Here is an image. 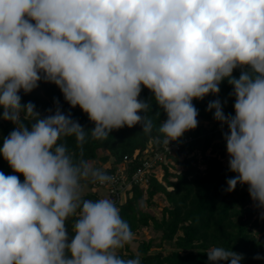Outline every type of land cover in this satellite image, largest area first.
I'll use <instances>...</instances> for the list:
<instances>
[{"label": "clouds", "instance_id": "obj_1", "mask_svg": "<svg viewBox=\"0 0 264 264\" xmlns=\"http://www.w3.org/2000/svg\"><path fill=\"white\" fill-rule=\"evenodd\" d=\"M225 79L235 114L219 98L206 111L221 126L235 174L226 191L247 185L264 218V0H0V119L15 125L0 155L24 177L0 171V264H141L120 255L134 233L116 203L82 194L86 184L114 180L84 158L83 146L89 134L104 141L137 124L150 135L154 101L167 117L156 139L168 147L197 128L193 100L218 97ZM41 82L55 84L94 127L58 99L47 115L22 103L21 90ZM143 88L151 100L140 98ZM207 257L244 259L218 246Z\"/></svg>", "mask_w": 264, "mask_h": 264}, {"label": "trees", "instance_id": "obj_2", "mask_svg": "<svg viewBox=\"0 0 264 264\" xmlns=\"http://www.w3.org/2000/svg\"><path fill=\"white\" fill-rule=\"evenodd\" d=\"M239 74V69L234 70V76L238 78ZM231 92L232 86L225 79L220 85L218 97L209 95L203 100H193L199 113L197 128L185 132L179 140L169 143L180 147L170 158L175 164L171 167H182L181 172H171L164 165L162 181L151 175L147 189L135 185L125 203L116 204L121 217L130 225L134 235L143 229H150L158 236L140 241L137 252H132L131 245L126 246L120 250L122 257L139 256L141 264H208L207 251L218 246L243 254L241 264H264V258L254 259L257 255L264 257L262 210L254 206L247 185H237L233 192L226 191V181L235 174L228 170V165L224 162L227 151L221 126L213 119V112L206 111L208 102L219 98L222 103L227 101L224 112L234 115L235 100L230 97ZM20 95L22 103L32 101L42 115H47L50 108L54 110V99H58L62 110L66 113L70 111L72 117L86 130L94 127L79 106L71 108L55 84L41 82L31 93L25 95L21 90ZM140 98L151 100L152 93L143 88ZM2 112L3 109L0 108V115ZM146 115L154 125L150 135L143 133L139 124L132 128L125 126L113 130L104 141L93 140L89 134L87 143L83 146L84 158L96 163V167L111 166L110 169L102 170L105 174H110L128 157L130 163L127 173L132 175L145 157L163 151L165 147L163 138L158 142L156 137L159 136L157 129L160 122L167 118L166 114L153 101V108ZM14 127L10 121L0 119V147L3 138ZM223 131H227L226 126ZM67 143L79 155L80 150L74 138H68ZM0 171L6 175H18L23 182V175L14 173L2 155ZM95 185L89 183L84 186L90 189L83 194L86 199L102 198L94 190ZM158 195L163 196L167 202L160 218L151 210ZM66 226L69 235H73L71 221ZM167 245L170 247L168 252L165 251Z\"/></svg>", "mask_w": 264, "mask_h": 264}, {"label": "built area", "instance_id": "obj_3", "mask_svg": "<svg viewBox=\"0 0 264 264\" xmlns=\"http://www.w3.org/2000/svg\"><path fill=\"white\" fill-rule=\"evenodd\" d=\"M179 148L180 147L176 144H169L168 147H164L163 151H158L149 157H145L141 166L137 168L132 175L127 173V166L129 165L130 160L128 157H125L123 164L120 165L115 172L107 174L108 176L113 177L114 180L105 185L96 184L95 187L99 186L105 188L108 191V198L113 200L117 205L124 204L133 186L138 185L147 189L149 178L151 175L158 178L157 170L159 169L163 172V178L165 174L163 169L164 165L168 166L170 168L169 170L172 172L171 166H174L175 164L170 156ZM110 168L111 166L108 165L106 169ZM158 180L162 181L159 178Z\"/></svg>", "mask_w": 264, "mask_h": 264}, {"label": "rangeland", "instance_id": "obj_4", "mask_svg": "<svg viewBox=\"0 0 264 264\" xmlns=\"http://www.w3.org/2000/svg\"><path fill=\"white\" fill-rule=\"evenodd\" d=\"M228 154H227V157L225 159V164L228 165ZM94 167H96V163H93ZM108 166V165H107ZM106 165H101V166H97L96 168L100 169L101 171L106 169L107 168ZM201 169H204L203 166H200ZM182 171V167H179V166H176V167H173L172 168V172H181ZM162 175H163V172L159 169L157 170V176L160 180H162ZM94 190H96L98 192V194L100 196H102V198H108V191L103 188V187H99V186H96L94 188ZM88 191H90L89 188H86L84 187L83 189V193L82 194H85L87 193ZM167 206V202L165 201L164 197L161 196V195H158L157 197H155L154 199V206L151 208V210L160 218L161 217V212H162V209ZM153 237H158L157 235L154 234V232L150 229H143L141 230L138 234L134 235V239H133V242L131 244V250L132 252H137V248H138V245H139V242L142 241V240H149ZM160 241V240H159ZM170 250V247L167 245L165 246V251L168 252Z\"/></svg>", "mask_w": 264, "mask_h": 264}]
</instances>
